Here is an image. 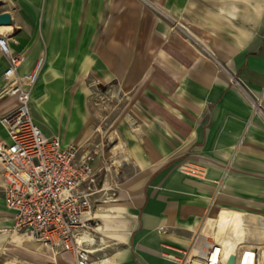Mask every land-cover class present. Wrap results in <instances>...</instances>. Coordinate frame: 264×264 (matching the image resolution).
<instances>
[{
  "label": "crops",
  "instance_id": "0c3cea01",
  "mask_svg": "<svg viewBox=\"0 0 264 264\" xmlns=\"http://www.w3.org/2000/svg\"><path fill=\"white\" fill-rule=\"evenodd\" d=\"M0 13L18 75L43 58L29 111L46 137L67 146L97 129L85 78L124 101L93 164L105 189L83 237L90 264H177L206 213L204 233L232 213L263 243L264 0H0ZM6 68L0 53V91ZM15 105L1 98L0 118ZM3 186L0 165V229ZM25 237L2 235L0 249Z\"/></svg>",
  "mask_w": 264,
  "mask_h": 264
},
{
  "label": "built area",
  "instance_id": "2783aa9c",
  "mask_svg": "<svg viewBox=\"0 0 264 264\" xmlns=\"http://www.w3.org/2000/svg\"><path fill=\"white\" fill-rule=\"evenodd\" d=\"M0 53L7 59L0 99L10 96L16 100L15 107L0 118L9 138L8 144H0L2 195L12 213L11 226L1 228L0 236H28L52 252L69 254L73 264H90L91 253L83 247L85 239L80 236L91 228L96 195L105 189L103 182L98 184L93 166L97 158L104 161L103 153L99 145L84 150L73 144L62 146L57 137H46L29 111L31 89L43 58L30 73L20 76L17 70L24 56L11 53L3 37ZM179 169L197 179L206 174L205 169L192 165ZM207 214L192 233L188 250L176 259L177 264H226L231 255L234 264H264V240L259 244L257 233L246 235L236 243L234 252L226 255L213 230L209 234L202 231ZM257 217L260 222L261 217Z\"/></svg>",
  "mask_w": 264,
  "mask_h": 264
},
{
  "label": "rangeland",
  "instance_id": "374dc122",
  "mask_svg": "<svg viewBox=\"0 0 264 264\" xmlns=\"http://www.w3.org/2000/svg\"><path fill=\"white\" fill-rule=\"evenodd\" d=\"M82 82H84L88 90L85 105L89 119L91 125L93 126L94 123L97 129H89V135L73 145L79 146L84 150H90L97 144L99 149L105 152L111 145L107 137L113 131V129H109V122L114 114L124 107V101L115 99L110 101L104 97L105 93L101 87L88 78L83 79ZM110 106H112V111H114L111 117H109L108 113L111 109ZM92 226L95 227V225ZM244 230L247 235L251 232L246 228ZM9 262L14 264H73L69 254L47 251L46 248L26 237L20 238L15 245H6V247L4 246L0 249V264Z\"/></svg>",
  "mask_w": 264,
  "mask_h": 264
},
{
  "label": "bare ground",
  "instance_id": "6f19581e",
  "mask_svg": "<svg viewBox=\"0 0 264 264\" xmlns=\"http://www.w3.org/2000/svg\"><path fill=\"white\" fill-rule=\"evenodd\" d=\"M0 28H4V27H0ZM224 213H223V215H221L219 217L218 228H217V230L215 229L213 231V234H214L215 238H217V239L220 238L222 240V242L224 244V253L226 255H228V254H232L234 252V247H235L236 243L239 240L246 237L247 234L244 230V226H243L244 224L243 225L241 224V219L239 218V216H237L236 214L234 215L232 213L231 214H227V213L224 214ZM245 221H247V220H245ZM259 225H261L260 222H259ZM256 229H258V228H256ZM250 234H251V232H250ZM83 237H85V233H84V235L80 236V238H83Z\"/></svg>",
  "mask_w": 264,
  "mask_h": 264
},
{
  "label": "water",
  "instance_id": "95a60500",
  "mask_svg": "<svg viewBox=\"0 0 264 264\" xmlns=\"http://www.w3.org/2000/svg\"><path fill=\"white\" fill-rule=\"evenodd\" d=\"M12 24L11 16L9 13H0V27L10 26ZM99 184V181H98ZM235 257L231 255L226 264H234Z\"/></svg>",
  "mask_w": 264,
  "mask_h": 264
}]
</instances>
